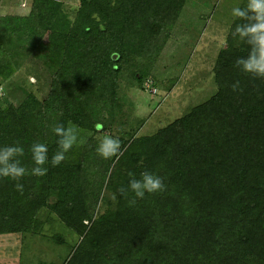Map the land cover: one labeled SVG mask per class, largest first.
<instances>
[{"label": "trees", "instance_id": "16d2710c", "mask_svg": "<svg viewBox=\"0 0 264 264\" xmlns=\"http://www.w3.org/2000/svg\"><path fill=\"white\" fill-rule=\"evenodd\" d=\"M183 1L80 0L70 21L58 1L32 0L28 15L0 16V84L34 53L51 77L43 100L25 91L17 102L0 97V147L19 141L29 170L18 181L22 194L17 181L0 178V235L37 233L46 211L77 237L63 264H264V79L235 66L246 43L219 51L207 100L153 135L119 138L118 156L96 151V131L110 130L119 79L143 87L146 55L153 59L165 38L159 24L175 20ZM13 37L9 48L4 40ZM237 80L242 92L231 88ZM69 123L84 143L53 167L52 129ZM33 143L49 150L43 177L30 174ZM145 170L166 190L129 206L133 194L119 189L129 173Z\"/></svg>", "mask_w": 264, "mask_h": 264}, {"label": "rangeland", "instance_id": "374dc122", "mask_svg": "<svg viewBox=\"0 0 264 264\" xmlns=\"http://www.w3.org/2000/svg\"><path fill=\"white\" fill-rule=\"evenodd\" d=\"M56 1L61 4V14L73 21L80 0ZM246 2L184 0L175 20L162 19L159 25L166 29L165 38L155 45L153 59L146 55L144 62L150 67L148 79L141 89L131 78L119 79L110 130L96 131L94 140L99 144L109 133L124 140L153 135L211 97L216 91L214 66L219 51L231 41H241L232 35L237 22L232 9ZM31 3L32 0H0V16H26ZM43 41L48 43V34ZM4 43L13 48L17 41L13 37ZM50 80V73L41 67L36 53L28 55L22 58L20 68L0 84V97L17 102L25 91L43 100ZM38 218L42 226L37 233L0 235V264L64 263L77 237L46 211ZM56 235L63 237L64 243L57 244Z\"/></svg>", "mask_w": 264, "mask_h": 264}, {"label": "clouds", "instance_id": "9594fccd", "mask_svg": "<svg viewBox=\"0 0 264 264\" xmlns=\"http://www.w3.org/2000/svg\"><path fill=\"white\" fill-rule=\"evenodd\" d=\"M232 16L240 22L236 24L232 33L248 46L246 56L235 60V66L253 79H264V0H247L243 7L237 6L232 9ZM233 91H243L240 81L231 85ZM99 127V125L97 126ZM52 131L58 137V151L51 157V165L59 166L66 159L74 146L82 145L84 140L79 138L76 126L69 123L68 127L56 124ZM97 153L104 159L118 156L121 153V141L118 137L104 136L97 146ZM34 167L30 174L43 177L47 174L49 163L48 147L43 143H33L30 148ZM25 155V148L19 141L11 145L0 147V178H9L17 181L16 190L23 193L24 186L19 183L29 170L23 166L21 157ZM130 180L127 187H121L119 192L126 198L129 192L133 194L128 200L129 206H134L138 199H143L145 194H154L166 190L164 179L151 171L145 170L139 178L134 173H129Z\"/></svg>", "mask_w": 264, "mask_h": 264}]
</instances>
